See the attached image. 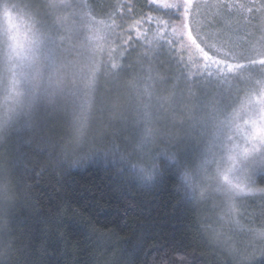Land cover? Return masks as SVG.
<instances>
[{
    "label": "snow or ice",
    "instance_id": "6c2138e0",
    "mask_svg": "<svg viewBox=\"0 0 264 264\" xmlns=\"http://www.w3.org/2000/svg\"><path fill=\"white\" fill-rule=\"evenodd\" d=\"M33 145L72 166L108 161L152 187L175 181L197 235L226 264H254L264 0H0V212L14 201L20 148ZM6 223L0 215V232ZM13 243L0 236V264ZM155 251L159 264H191L183 243Z\"/></svg>",
    "mask_w": 264,
    "mask_h": 264
},
{
    "label": "trees",
    "instance_id": "16d2710c",
    "mask_svg": "<svg viewBox=\"0 0 264 264\" xmlns=\"http://www.w3.org/2000/svg\"><path fill=\"white\" fill-rule=\"evenodd\" d=\"M20 151L14 201L0 212L7 221L0 236L5 245L14 241L6 264H28L29 256L33 264H100L102 257L110 264H159L162 253L155 249L176 243L187 247L191 264H226L224 254L197 235L192 213L177 210L175 181L161 179L152 187L108 161L72 166L35 145Z\"/></svg>",
    "mask_w": 264,
    "mask_h": 264
},
{
    "label": "rangeland",
    "instance_id": "374dc122",
    "mask_svg": "<svg viewBox=\"0 0 264 264\" xmlns=\"http://www.w3.org/2000/svg\"><path fill=\"white\" fill-rule=\"evenodd\" d=\"M262 256L259 253L255 254L254 264H258Z\"/></svg>",
    "mask_w": 264,
    "mask_h": 264
}]
</instances>
